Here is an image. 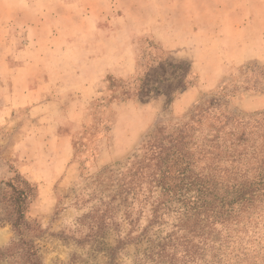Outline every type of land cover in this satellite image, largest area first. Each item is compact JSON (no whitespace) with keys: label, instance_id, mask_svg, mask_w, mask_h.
<instances>
[{"label":"rangeland","instance_id":"rangeland-1","mask_svg":"<svg viewBox=\"0 0 264 264\" xmlns=\"http://www.w3.org/2000/svg\"><path fill=\"white\" fill-rule=\"evenodd\" d=\"M248 18L251 30L264 33V0H0V76L9 65L19 84L23 59L37 58L47 75L60 79L50 111L63 117L52 132L65 138L66 147L47 143L42 148L34 141L20 149L19 138L43 123L34 113L31 117L28 106L0 115V197L1 182L14 170L36 183L38 195L27 217L40 227L35 243L42 264H153L144 254L168 226L146 229L149 207L122 192V176L150 132L187 120L197 104L214 95L238 115L264 112L263 106L244 103L264 95V62L250 55L256 50L248 42L243 46L240 32L232 31L248 26ZM187 20H200L205 37L183 45L176 30ZM166 29L168 40L162 35ZM100 37L107 63L118 59L124 66L134 64L133 71L126 78L104 75L89 102L76 110L77 95L70 94L78 89L75 74H87L81 66L85 46H95ZM197 60L206 67L220 62V79L179 110L174 101L182 89L199 81ZM5 206L0 203V248L16 238Z\"/></svg>","mask_w":264,"mask_h":264},{"label":"trees","instance_id":"trees-1","mask_svg":"<svg viewBox=\"0 0 264 264\" xmlns=\"http://www.w3.org/2000/svg\"><path fill=\"white\" fill-rule=\"evenodd\" d=\"M122 178V192L149 207L146 229L168 226L150 240L148 262L264 264V112L238 115L214 95L187 120L150 132ZM1 183L16 238L0 248V260L42 264L40 227L27 217L36 183L17 170Z\"/></svg>","mask_w":264,"mask_h":264},{"label":"crops","instance_id":"crops-1","mask_svg":"<svg viewBox=\"0 0 264 264\" xmlns=\"http://www.w3.org/2000/svg\"><path fill=\"white\" fill-rule=\"evenodd\" d=\"M195 23H197L195 20H187L185 21L184 27L176 30L177 33H181L177 35L181 37L180 39L183 45H190V43H192L191 38L193 37H205V32L199 24L200 20L198 21V24ZM157 25L159 26L161 23H158ZM194 26H196V29H194ZM252 27L253 25H251V21L248 18V26L246 25L241 28L237 27L232 29V31L237 33L240 32L244 42L243 46H245V42H248V48L256 50L254 51V54L250 55H256L262 62H264V33L251 30ZM98 33H100L99 30ZM164 33L165 34L162 35L165 36L166 40H168L167 33H169V30L167 31L166 29ZM170 33H173V29H170ZM183 33H187L188 35H184ZM101 37L96 42L95 46H93V44H89V42L86 44L85 49L88 51L85 55V59L82 60V64L80 63L81 66L85 68L84 71L87 72V74L84 75H86V77L89 75L90 78L84 82H81L80 77L84 75H81L78 72L75 74L76 79H74V85H77L78 89L72 88L70 94L73 96L77 95L73 100L75 103H77L75 107L76 110H79L81 107H83L85 102H89L88 99L92 98L93 95V91L91 90L93 87H95L96 82L104 75L112 73L116 76L126 78L130 76L133 71L134 64L131 65L128 63V65L124 66L118 59H116V61H111L110 65L107 63L103 52L105 41L102 39L106 37ZM218 40L220 45L223 43L222 48H226V45L224 44V38H220ZM227 41L230 44L233 39L229 37ZM261 42L263 43L262 45ZM75 45H78V43ZM231 45L235 46L234 44ZM236 46L239 48L240 44H237ZM258 48H261V50ZM96 49L100 51L96 52ZM11 51V58H13L16 51L14 49ZM197 56L198 55H196L195 58H197ZM228 56L231 55L228 54ZM246 57L247 56H244L243 59ZM2 62L3 61L1 60L0 63ZM29 62H32L29 64L30 70L28 69L27 65ZM195 63L199 65V81L195 85L192 84L184 89L179 97L174 101L175 107L179 110H184L185 108L191 106L194 102H196L200 92L212 88L220 79V73L222 70L220 62H214L213 64L207 65V67L206 65L202 66V63L198 60ZM237 63H239V61ZM5 64L7 65L8 62L6 63L5 61ZM6 67L7 69L5 68V75L0 76V94L2 96V93H5L7 95V101L5 105L2 107L0 106V115L1 113H6L7 109L12 110L14 108L28 106V112L30 113L31 117H33L32 113H34L38 120L40 118V122L43 123V126L40 129H36L34 133L32 131L27 132L28 134L26 136L19 138L17 147L22 149V146L30 144V142L33 143L34 141H37L40 146H42V148L45 147L47 143L59 147H66L65 138H59L58 136L53 135V132L55 131L53 128L63 124V117L60 116L58 118L56 116L55 109L51 110L52 112L50 111L51 104L57 102L55 93L58 89V81L60 79H57L56 77L51 78L49 74L47 75L44 68L40 67V61L37 58L23 59V68L20 70V73L22 74V80L19 84L18 82H15L17 79L13 77V70L9 68V65ZM59 84L61 85L62 83ZM78 91H80V93H78ZM6 95H4V97H6ZM53 95H55L54 99L48 98V100H45V98L48 96L53 97ZM244 103H246L247 107H264V95H258L257 97L249 98ZM0 124H4V122L0 121ZM60 161L63 162L64 160L60 159Z\"/></svg>","mask_w":264,"mask_h":264}]
</instances>
